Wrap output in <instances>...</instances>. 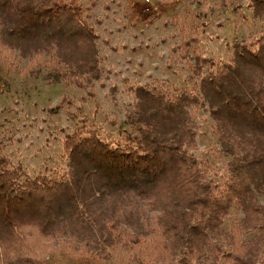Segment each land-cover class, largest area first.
<instances>
[{"label": "trees", "instance_id": "obj_1", "mask_svg": "<svg viewBox=\"0 0 264 264\" xmlns=\"http://www.w3.org/2000/svg\"><path fill=\"white\" fill-rule=\"evenodd\" d=\"M247 8L264 21V0ZM99 39L80 0H0V57L36 60L52 84L102 79ZM195 57L194 89L135 91L121 138L70 135L60 175L33 177L0 149V264H46L65 241L133 264H246L225 224L236 206L264 238V24L221 65ZM202 110L229 158L221 180L195 154Z\"/></svg>", "mask_w": 264, "mask_h": 264}, {"label": "rangeland", "instance_id": "obj_2", "mask_svg": "<svg viewBox=\"0 0 264 264\" xmlns=\"http://www.w3.org/2000/svg\"><path fill=\"white\" fill-rule=\"evenodd\" d=\"M249 2L80 0L86 19L100 36L103 78L85 83V87L74 82L52 84L36 60L3 54L0 57L1 153L14 166L23 165L33 177L64 173L69 168L66 155L69 136L84 129H96L107 139L121 138L138 88H157L168 93L190 91L200 80L192 71L197 53L219 65L229 61L234 41L248 40L264 24L247 8ZM209 67L210 64L206 65L205 71ZM195 124L200 130L196 156L209 164L213 178H227L229 158L218 143L212 116L202 110ZM245 218V213L234 206L225 230L235 233L234 238L246 244V264H264L263 233L261 236L259 231L247 230ZM45 262L133 264L124 255L100 259L66 241L60 251L48 254ZM226 263L224 258L220 262Z\"/></svg>", "mask_w": 264, "mask_h": 264}]
</instances>
